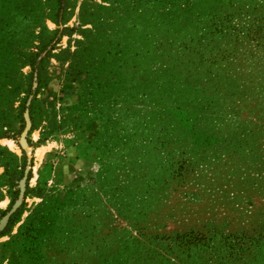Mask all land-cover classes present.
<instances>
[{"label":"rangeland","instance_id":"374dc122","mask_svg":"<svg viewBox=\"0 0 264 264\" xmlns=\"http://www.w3.org/2000/svg\"><path fill=\"white\" fill-rule=\"evenodd\" d=\"M0 264H264V0H0Z\"/></svg>","mask_w":264,"mask_h":264}]
</instances>
